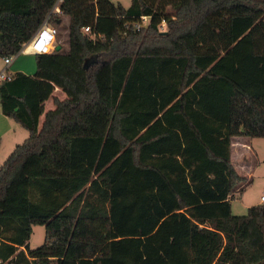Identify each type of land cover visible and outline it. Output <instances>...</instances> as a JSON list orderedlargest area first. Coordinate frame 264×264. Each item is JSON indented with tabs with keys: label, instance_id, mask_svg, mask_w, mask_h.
I'll use <instances>...</instances> for the list:
<instances>
[{
	"label": "trees",
	"instance_id": "1",
	"mask_svg": "<svg viewBox=\"0 0 264 264\" xmlns=\"http://www.w3.org/2000/svg\"><path fill=\"white\" fill-rule=\"evenodd\" d=\"M55 2L0 0L1 58L49 17L84 72L48 111L33 76L0 84L29 133L0 167V264H264V205L231 207L232 139L264 137V0Z\"/></svg>",
	"mask_w": 264,
	"mask_h": 264
},
{
	"label": "rangeland",
	"instance_id": "2",
	"mask_svg": "<svg viewBox=\"0 0 264 264\" xmlns=\"http://www.w3.org/2000/svg\"><path fill=\"white\" fill-rule=\"evenodd\" d=\"M114 2H120L122 5L128 7L130 0H113ZM65 36L66 32L59 29L58 38ZM65 48L68 47L65 45ZM53 51L50 57L55 56ZM71 57V56H70ZM69 60L66 59L64 72H74L78 76H83L84 72L76 61V57H72ZM14 66L21 65L24 70H29V65L37 69V61L35 58L28 55L20 54L13 62ZM40 63V60H39ZM4 67V61L0 57V70ZM32 67V69H33ZM60 82V80H58ZM235 144L237 140L232 139ZM249 143V149L239 150L236 145H232V163L240 175L245 177V180L239 182L235 188L234 195L231 199V207L234 215H247L248 209L255 205H264V201L261 200L264 194V137H249L246 139ZM10 148L7 147L4 142L0 148V167L7 160L10 152ZM45 240V226L35 225L33 232L29 240L30 248H38L43 245Z\"/></svg>",
	"mask_w": 264,
	"mask_h": 264
},
{
	"label": "crops",
	"instance_id": "3",
	"mask_svg": "<svg viewBox=\"0 0 264 264\" xmlns=\"http://www.w3.org/2000/svg\"><path fill=\"white\" fill-rule=\"evenodd\" d=\"M65 45L68 47L65 36L60 39L57 35L54 50L56 54L54 57H50V54L52 52L47 55H36L27 51L20 53L35 58L37 61V69H34L35 67L31 66V64L28 67L29 70H24L20 64L14 66L13 62L16 60L17 56L14 58L9 67L10 72L13 74L17 72H23L37 79L38 90L40 93V97L43 103L45 104V111L51 110L55 107L54 98H59L60 100H63L67 97L66 90L64 89L63 85L58 81V75L64 73V69L66 68V59L68 58L69 60L70 57V55L67 54V48H65ZM57 46H60L59 50H56ZM70 58H72V56ZM2 59L4 61V58ZM43 119L44 115L41 117V124L43 122ZM28 135L29 133L25 128H23L19 123H17L13 119L4 115L0 108V148L2 144L6 142L7 147L10 148V152H12L15 146L17 144L22 143L28 137ZM234 138L235 140H237V142L234 144L232 140L233 146L237 144V147L241 151H243L244 149H249V143L248 141H246V139H249V137L238 136Z\"/></svg>",
	"mask_w": 264,
	"mask_h": 264
},
{
	"label": "built area",
	"instance_id": "4",
	"mask_svg": "<svg viewBox=\"0 0 264 264\" xmlns=\"http://www.w3.org/2000/svg\"><path fill=\"white\" fill-rule=\"evenodd\" d=\"M63 0H56L53 8L51 9L50 15H62V10H61V3ZM149 22V17L143 16L141 19V22H138L134 24V27L137 30H140L142 27L147 26ZM159 29L161 32L166 31L167 26L166 23L163 22L160 26ZM84 31L86 33L91 32V28L85 27ZM57 34L58 30L57 28L49 23V17L44 21L42 26L39 28V30L34 34V36L30 39V41L25 44L22 48V50L13 56H9L4 58V63L5 67L1 70L0 72V84L4 81H9L13 78V73L10 72L9 67L14 60L16 56H18L21 52H29L32 54L36 55H47L50 54L55 50V44L57 40ZM92 39H98L101 38V35L98 34H92L91 35ZM261 200L264 201V194L261 197Z\"/></svg>",
	"mask_w": 264,
	"mask_h": 264
},
{
	"label": "water",
	"instance_id": "5",
	"mask_svg": "<svg viewBox=\"0 0 264 264\" xmlns=\"http://www.w3.org/2000/svg\"><path fill=\"white\" fill-rule=\"evenodd\" d=\"M163 33L166 34L167 31H164ZM59 49H60V46H57V47H56V50H59Z\"/></svg>",
	"mask_w": 264,
	"mask_h": 264
}]
</instances>
